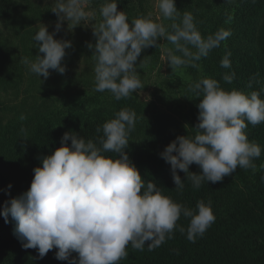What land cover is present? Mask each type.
<instances>
[{
    "label": "clouds",
    "instance_id": "clouds-1",
    "mask_svg": "<svg viewBox=\"0 0 264 264\" xmlns=\"http://www.w3.org/2000/svg\"><path fill=\"white\" fill-rule=\"evenodd\" d=\"M77 2L56 0L52 12L60 21L79 22L85 13L76 10ZM158 7L164 18L173 21L171 32L147 17L129 23L124 11H118L116 0H105L100 8L102 22L93 30L96 43L88 45L94 49L96 58L95 91H109L116 100L130 97L142 87L136 71L138 57L144 49L157 47L160 38H165L182 54L175 55L171 50L168 54L169 66L179 68L206 57L230 36L229 31L219 30L203 38L189 12L183 14L180 24L175 23L179 16L175 0H158ZM60 28L58 22L56 32ZM54 35L42 25L34 40L43 56L37 55L34 62L27 58L22 61L40 78L47 79L49 70L66 72L62 61L66 49L72 45L70 41L54 39ZM189 45L196 51L192 52ZM230 55L227 53L222 58L221 67H231ZM234 78V72L223 77L229 84ZM189 90L197 97L202 96L197 105L195 135L178 136L160 153L171 165L175 189L184 188L177 170L199 189L205 181L213 184L222 181L238 166L255 168L252 160L260 157L261 148L249 142L245 129L248 124L256 126L264 122V99L260 93L226 91L211 78L190 85ZM20 119L25 117L22 115ZM135 122V112L123 108L102 129H96L103 133L96 142L86 141L71 131L64 133L61 146L42 158V166L33 169L30 188L6 201L0 212L5 223L9 217L15 222L14 236L23 249H35L40 259L56 249L55 258L68 264H118L127 257L129 244L143 251L147 242L151 251L166 238L171 239L181 214L190 218L189 241L194 242L205 233L215 221L210 201L208 204L198 201L195 209L174 202L155 183H145L129 159L125 150ZM108 152L115 153L116 158L105 155ZM193 164L201 169L200 174L189 171ZM179 230L185 231L182 227ZM73 253L77 256L73 257Z\"/></svg>",
    "mask_w": 264,
    "mask_h": 264
},
{
    "label": "trees",
    "instance_id": "trees-1",
    "mask_svg": "<svg viewBox=\"0 0 264 264\" xmlns=\"http://www.w3.org/2000/svg\"><path fill=\"white\" fill-rule=\"evenodd\" d=\"M86 1L89 10L101 15L100 8L105 0ZM116 2L118 11H124L129 23L136 18H148L146 11L137 6L139 0ZM175 3L179 10L175 23L182 22L185 12L191 13L196 29L203 38L213 36L219 30L230 32V36L219 47L213 48L202 58L207 71L211 73V79L221 81L225 74L234 72L235 78L232 83H228V90L235 89L245 94L256 91L264 99V0H175ZM16 5L14 0H0V16L10 19ZM100 20L98 24L102 22ZM162 20L167 31L171 32L173 21L164 17ZM157 44V47L142 51L136 62L137 68L145 69L149 61L158 60V50L162 45L160 39ZM163 46L175 55H182L165 38ZM227 53H231V67L226 69L221 67V60ZM9 61L0 51V64L11 65ZM8 80L13 84L15 82V79ZM181 82L184 84L176 75H171L167 82V88L172 89L170 93L176 100ZM176 100L168 106L162 97H158L155 104L175 112L181 124L175 130L164 128L138 144L132 140L125 151L145 183H155L164 196L189 209H195L198 201L203 200L205 204L210 201L215 221L193 242L187 239L190 218L181 214L171 239L166 238L151 251L148 250L147 242L143 251L129 244L126 248L127 257L118 261V264H264V122L256 126L248 124L245 131L249 142L261 148L260 157L253 159L259 168L257 171L248 174L238 166L235 172L222 181L214 184L205 181L196 189L185 174L177 170L184 182V188L180 191L175 189L171 165L161 158L160 153L178 136L194 137L198 122L191 118L186 109L174 108L179 106ZM59 103L60 108L48 117H38L36 111L35 117L25 114V121L17 125V134L11 137L9 145L7 141L0 143V148L9 147L4 157L0 155V161L8 159L2 163V166H7L8 174H0V185L5 182L0 186V212L6 201L30 188L33 169L42 166V158L61 146L64 133L71 131L86 141L96 142L103 135L102 130L98 133L96 129H102L103 124L115 118L121 109L133 110L136 119L149 110V106L142 104L134 93L128 98L116 100L112 94L108 97L102 92L80 90L62 97ZM174 131L179 135L172 137ZM26 132H33V137L28 140ZM68 144H71L70 140ZM105 155L116 158L112 152ZM189 171L201 173L195 164L190 166ZM7 178L10 180L7 181ZM8 183H11V188ZM181 227L185 229L183 233L179 230ZM14 228L15 222L10 217L9 222L5 223L0 215V264H68V261L55 258L56 249L50 250L43 259L39 258L35 249H23L21 242L14 236ZM76 256L73 253V257Z\"/></svg>",
    "mask_w": 264,
    "mask_h": 264
},
{
    "label": "rangeland",
    "instance_id": "rangeland-1",
    "mask_svg": "<svg viewBox=\"0 0 264 264\" xmlns=\"http://www.w3.org/2000/svg\"><path fill=\"white\" fill-rule=\"evenodd\" d=\"M14 1L17 5L10 19L0 16V51L11 60L9 61L11 65L0 64V143L7 141L8 145L12 136L17 134V125L25 121L20 119L22 115L25 118L27 117L25 114L35 117L36 111L38 117H48L60 108L59 102L62 97L80 90L97 92L94 90L96 58L93 55L94 49H90L88 45H95L96 37L93 35V30L101 19L99 13L88 9L86 0H78L76 4V10H82L85 13V17L79 22L71 19L60 21L52 12L56 0ZM137 6L143 8L148 18L154 22L165 24L158 7V0H139ZM58 22L61 28L59 32H56ZM42 25L47 26L50 34L55 33L54 39L70 41L72 45L66 49V56L62 61L66 72L59 74L54 70H49L50 76L47 79L32 73L29 65L22 62L24 58L34 62L37 55L43 56L38 52L39 45L34 40L35 34ZM160 40L162 45L158 50V60L149 61L145 69L136 68L142 87L134 94L142 104L149 106V110L136 119L135 128L128 136L129 143L132 140L135 144L144 142L146 137L156 135L164 128L175 130L177 125L181 124L180 117L175 112L155 104L158 97H162L163 102L168 106L176 100L175 96L170 93L172 89L167 88L171 75L181 78L185 84L181 82L182 86L178 100H176L179 106L174 108L184 111L186 109L191 118L198 122L197 105L202 96L197 97L189 90V86L202 79L211 78V73L207 71L203 57L179 68H171L168 62L169 50L163 46L164 38ZM189 48L192 52L196 51L190 45ZM155 61L158 63L155 64ZM193 64L196 66L193 67ZM8 79H15L14 84ZM218 82L221 88L231 91L226 88L228 83L224 79ZM102 93L105 96H111L109 91ZM172 134L174 135L172 137L179 135L175 131ZM26 135L29 140L33 137V132H26ZM8 145L0 148L2 157L9 150ZM7 160L0 161V174H8L7 166H2L3 161L7 162ZM252 163L254 164L253 160ZM243 169L246 173L252 174L259 168L255 165V168Z\"/></svg>",
    "mask_w": 264,
    "mask_h": 264
}]
</instances>
